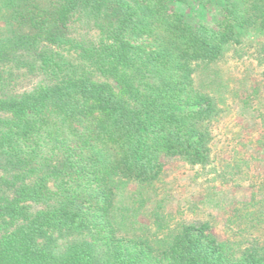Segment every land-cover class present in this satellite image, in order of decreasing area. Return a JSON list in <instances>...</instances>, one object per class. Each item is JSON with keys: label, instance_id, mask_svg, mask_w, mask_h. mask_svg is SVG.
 I'll list each match as a JSON object with an SVG mask.
<instances>
[{"label": "trees", "instance_id": "obj_1", "mask_svg": "<svg viewBox=\"0 0 264 264\" xmlns=\"http://www.w3.org/2000/svg\"><path fill=\"white\" fill-rule=\"evenodd\" d=\"M174 1H4L0 264H264V193L238 209L246 243L170 226L162 205L148 216L163 158L210 160L220 110L193 63L217 60L237 25L264 27V0H227L214 27ZM21 71L41 83L16 92Z\"/></svg>", "mask_w": 264, "mask_h": 264}, {"label": "rangeland", "instance_id": "obj_2", "mask_svg": "<svg viewBox=\"0 0 264 264\" xmlns=\"http://www.w3.org/2000/svg\"><path fill=\"white\" fill-rule=\"evenodd\" d=\"M4 1L0 0V28L6 25ZM30 1L34 2L23 0V5ZM36 1L45 5L52 0ZM226 1L177 0L173 6L186 20L214 27L223 18ZM235 30L238 40L228 42L217 60L193 63L195 87L214 97L220 110L208 125L210 160L193 165L177 157L163 158L147 213L154 218L153 208L162 205L170 226L207 222L219 241L246 243L251 235L240 224L244 221L238 219V209L246 213L243 207L252 195L260 200L264 193V27L239 24ZM23 72L14 81L18 93L42 81L39 73ZM149 223L155 231L156 224Z\"/></svg>", "mask_w": 264, "mask_h": 264}]
</instances>
